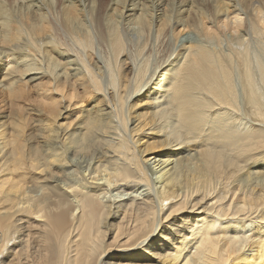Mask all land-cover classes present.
<instances>
[{
  "label": "bare ground",
  "instance_id": "bare-ground-1",
  "mask_svg": "<svg viewBox=\"0 0 264 264\" xmlns=\"http://www.w3.org/2000/svg\"><path fill=\"white\" fill-rule=\"evenodd\" d=\"M36 1L0 0V264H264V0H189L175 21L170 0H60L52 16ZM185 31L202 41L184 34L149 72L143 49ZM87 158L105 180L80 186L67 169L85 180ZM158 238L172 250H149Z\"/></svg>",
  "mask_w": 264,
  "mask_h": 264
},
{
  "label": "rangeland",
  "instance_id": "rangeland-1",
  "mask_svg": "<svg viewBox=\"0 0 264 264\" xmlns=\"http://www.w3.org/2000/svg\"><path fill=\"white\" fill-rule=\"evenodd\" d=\"M21 0H18V2H20ZM23 2H25V1H27V0H22ZM40 1V2H39ZM39 1H36L39 5H45V9L44 10H46V8H47V13L49 12V14H50V16H52V14H53V11H55V13L57 14V11H58V9L55 7V3H56V1H57V4L59 5V3L61 2L60 0H54V1H52V2H49L48 3V5H47V1H43V0H39ZM60 1V2H59ZM96 1H101V0H96ZM124 1V2H123ZM156 1H159V0H154V1H151V2H148L149 3V7H150V11H151V8H152V6L153 5H155V2ZM175 1H176V3H175ZM42 2V3H41ZM53 2H54V4H53ZM120 2H122L123 4H129V1H125V0H119V2L118 3H120ZM134 2H136V1H134ZM142 2V1H141ZM141 2H140V4H141ZM154 2V3H153ZM170 5H169V9H170V11H171V16H172V18L174 19V21L175 20H180L181 19V17H184V16H182L181 15V13L182 12H184L185 10L184 9H186L188 6L186 5L188 2H189V0H170ZM185 2V3H184ZM51 3V4H50ZM157 5V4H156ZM18 6H19V4H18ZM136 6H137V9H140L141 8V5H139L138 3L136 4ZM44 7V6H43ZM49 7V8H48ZM133 7H135L134 5H133ZM170 7H172V8H170ZM176 7H178V11H175L177 8ZM182 7V8H181ZM53 8V9H52ZM153 8H154V6H153ZM184 8V9H183ZM23 9H25L24 7H23ZM52 9V10H51ZM162 9V8H161ZM181 9H183V10H181ZM57 10V11H56ZM158 12H161L160 10L159 11H157V13ZM175 12V13H174ZM177 12H179V13H177ZM174 13V14H173ZM88 14V16H89V18H88V20H89V23L92 25L93 23V26H91L92 28V30L91 31H93V32H91V33H93V34H97V33H99L97 30H96V26L98 25V23H97V19H96V17L94 18V19H92L91 18V14L90 13H87ZM159 15L161 14V13H158ZM183 14V13H182ZM177 16H179V17H177ZM94 17V16H93ZM177 17V18H176ZM157 20H159V18L157 19ZM92 22V23H91ZM99 22V21H98ZM132 22H134V21H132ZM122 23H125V24H121V26H123V27H125V28H127V25L126 24H128V21H123ZM96 24V25H95ZM137 26H135V29L137 30V28H136ZM156 24L153 26V29H152V32L153 31H156ZM95 31V32H94ZM97 31V32H96ZM153 33H155V32H153ZM177 33V32H176ZM103 34V33H102ZM184 34H186L185 35V37L187 38V37H190V38H193L194 39V41H199V42H201L202 40L201 39H199L200 37H198L197 35H195V34H193L192 32H187V31H185L183 34H181L180 36H178V39H176V37L174 36L175 34H173V32L171 33H169V35H167L165 38H164V40L163 41H161L162 40V38L156 43V45H155V39H154V42L153 43H151L153 46L155 45V48L154 47H150V49H145V50H147V51H145L144 49H143V51L144 52H142L143 54L142 55H140V54H138L137 53V51H136V49H128L129 50V54H132V53H130V51L131 50H134L135 51V53H136V55L135 56H138V57H136V60L135 61H137L138 62V65L137 66H139V67H141V66H144L145 64H146V62H144V63H142V61H143V58H142V60L140 59V56L142 57L143 55L145 56H147V58L150 56V57H152L151 58V60L153 61L152 63H154V64H149L148 65V68H149V72L150 71H152V70H154L155 69V67L160 63V62H158V60L159 61H161L162 63L161 64H163V65H167L173 58H174V56H177V51H178V49L180 48V46L183 44V42H184V40H183V38H185L184 37ZM189 34H191V36L193 35V37H191ZM188 35V36H187ZM126 36V35H125ZM127 36H129V35H127ZM194 36H197V37H194ZM98 37V36H97ZM98 39V38H97ZM97 39H95V43H94V45L96 46V51H95V55H97V57H96V59L100 62L99 64H101L102 65V63H103V65L102 66H104L103 67V72L106 74V70H107V74H106V76L105 77H107V78H105L104 76H103V74H102V76L100 75V78L101 79H104L103 81L104 82H106L105 80H107V82H108V84H107V89L108 88H111L113 85H111L110 84V76H109V72H108V69H107V67H106V64L104 65V62H106V60H108L107 58H108V50L107 49H109L108 47H106V43H102L101 44V40L99 41V40H97ZM170 41H171V45H169V43H170ZM181 41H183V42H181ZM162 42V44H160ZM168 42V44H165V43H167ZM204 43H206V42H204ZM216 43V42H215ZM158 44V45H157ZM214 44V43H213ZM164 45H165V47H164ZM168 45V46H167ZM177 46V47H176ZM223 46H224V48L225 49H217V50H219V51H229L230 49H228V47H226V46H228L227 44H226V42H224V44H223ZM171 47H173V49H171ZM153 48V49H152ZM255 48H257V49H253L254 50V52L256 51V53L257 54H264V49H260L259 47H257V43L255 44ZM259 48V49H258ZM25 50V51H24ZM26 50H28V49H23V52H25V53H28V51H26ZM152 50V52H153V54H152V52H150ZM213 50H215V49H213ZM257 50H258V52H257ZM157 51H158V53H157ZM132 52V51H131ZM161 54H160V53ZM166 52V53H165ZM177 53V54H176ZM39 55L37 56L38 58H40V59H43L42 58V54H40V52L38 53ZM74 55V56H76V57H74V56H72V55ZM147 54H150V55H147ZM152 54V55H151ZM31 55V54H30ZM140 55V56H139ZM162 55V56H161ZM169 55V56H168ZM41 56V57H40ZM145 56V57H146ZM157 56V57H156ZM69 57H72L73 59L74 58H77V55H75V53L73 52V51H70V54H69ZM103 57V58H102ZM106 57V58H105ZM149 57V58H150ZM31 58H33V56L31 55ZM16 59H18V57H16ZM139 59V60H138ZM33 60H34V58H33ZM77 60H79V61H77ZM75 59L74 60V62H75V65L77 66L79 63H80V59ZM101 60V61H100ZM170 60V61H169ZM141 61V62H140ZM77 62H78V64H77ZM129 62H130V65L132 64V66L134 67L136 64L134 63V62H132L131 61V59H129ZM164 62V63H163ZM149 63V62H148ZM139 64H141V65H139ZM143 64V65H142ZM155 65V66H154ZM154 67V68H153ZM44 68H46L45 66H44ZM105 68H106V70H105ZM159 70V72H160V69H158ZM3 72V70H2V66L0 65V73H2ZM149 72H147V76L145 75V78L146 79H143L144 80V84H146V87L144 88V90H146L147 88L148 89H150V87H151V84H152V82H156V81H159L158 79V73L159 72H157L156 73V75H155V77H152V78H150L149 77V75L148 74H150ZM153 73V72H152ZM109 78V79H108ZM151 79V80H150ZM154 80V81H153ZM159 83H161L160 85H162V83L163 82H159ZM236 83H237V88H239V89H237L238 90V93L239 92H241L240 91V89L242 90V87L240 86L241 85V83L239 82V79L237 78L236 79ZM147 84L149 85V86H147ZM163 85H165V84H163ZM162 88H167V86L166 87H164V86H162ZM157 96L159 95V94H156ZM154 97H156V96H154ZM170 96H166V97H162V98H167V99H164V100H162V104H160L159 106L160 107H167L168 105H170V101L168 100V99H170L169 98ZM239 97H242V98H240L239 100H240V102L243 100V96H239ZM161 98V99H162ZM132 99H130L129 100V102L131 101ZM117 117H118V119H117ZM115 118V120H113ZM132 118H133V122L135 121V116L134 115H132ZM111 120H112V123H117V125H119V120H120V118H119V116H118V114H117V112L113 115V117L111 118ZM118 120V121H117ZM131 121L129 120V126L130 127H132V126H134V124L136 123V121L131 125ZM125 132V134L127 135V133H126V131H124ZM191 154H196V148L195 147H193L191 150H189L188 148H184L183 149V153L182 154H180L179 156H175L174 158H175V160H177V158H180V157H185V159L187 160L189 157L191 158ZM151 157V156H150ZM159 157H161V158H163V157H165L164 155H162V154H160L159 156H157V159L159 158ZM92 160V161H91ZM155 159H152V160H150V161H148V164L150 165H153L154 166V164H153V161H154ZM94 162V159H91V158H87V160L84 162V163H82V167L81 168H83V169H87V170H85L86 172L84 173L85 175H86V179L85 180H82V178L83 177H80V175H82L83 173H81V174H76V172H75V168L76 167H72V168H68L67 169V171L68 172H70L71 173V175H72V179L73 180H75L76 182H79L80 183V186L82 185H84V184H88L87 182L89 181V182H91V180H96V181H98V182H103L102 180H105V179H102V177H103V175L102 174H98L97 175V173L96 174H92V173H95L94 172V169H95V166H93V163ZM264 163H262V165H263ZM171 166H173V165H171ZM158 167V166H157ZM156 167V168H157ZM91 169L93 170L92 172H91ZM264 170V166H259V167H251L250 168V171H257V170ZM158 170V169H157ZM96 171V170H95ZM88 173H90V175H88L87 176V174ZM103 174H104V172H103ZM106 174V173H105ZM157 174H159V173H157ZM157 174H155V176L157 175ZM94 175V176H93ZM97 177H96V176ZM151 175V174H150ZM91 176V177H90ZM92 176L94 177V179L92 178ZM155 176H153V177H155ZM79 177V178H78ZM108 176L106 175V178H107ZM75 178V179H74ZM96 178V179H95ZM100 179V180H99ZM82 182H81V181ZM160 183L161 182H158V183H156V184H154V186L153 187H151V186H149V185H145V183H141V184H139L138 186H137V188H136V190H133L134 192H132V194L131 193H123L121 196H115V192L114 191H111V190H109L111 193V195H109L108 194V196L106 197V199H104V200H107V199H111V200H114V198L116 199V200H121V199H125V200H129L130 198H132V197H136V198H143L144 196H145V194L146 193H148V192H150L149 190H156V187H159L160 186ZM156 185V186H155ZM140 187V188H139ZM148 188V189H147ZM137 191V192H136ZM144 195V196H143ZM110 196L112 197V198H110ZM143 196V197H142ZM249 222V221H248ZM247 222V226L245 227V229L244 230H251L252 228H253V224L251 223V222H249L248 223ZM252 227V228H251ZM165 235V234H164ZM169 235V236H168ZM170 238V237H172V235L170 234V233H167V235H166V238ZM166 238H158V239H156V240H154L152 243L150 242L149 243V250H151V251H154V249L155 248H162V249H164V248H166L167 250H172L171 248H172V246H173V244H175L174 242V240H172V242H170V240L169 239H166ZM171 239V238H170ZM169 240V241H168ZM160 241V242H159ZM168 242H169V244H168ZM164 243V244H163ZM173 243V244H172ZM161 244H162V246H164V247H162L161 246ZM10 246V245H9ZM147 246V247H148ZM161 246V247H160ZM11 248L12 247H14V246H10ZM7 249V248H6ZM13 249V248H12ZM155 252H159V251H155ZM5 253L6 252H4L3 254H1L0 255V257H2V256H4L5 255ZM120 255H122V256H124L122 253H112L111 255H108V256H106V257H104L103 258V260H108V261H114L115 262V260H119L120 259ZM119 257V258H118ZM153 261V260H152Z\"/></svg>",
  "mask_w": 264,
  "mask_h": 264
}]
</instances>
